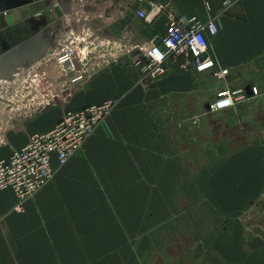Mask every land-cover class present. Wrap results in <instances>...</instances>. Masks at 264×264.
<instances>
[{
    "label": "crops",
    "instance_id": "obj_1",
    "mask_svg": "<svg viewBox=\"0 0 264 264\" xmlns=\"http://www.w3.org/2000/svg\"><path fill=\"white\" fill-rule=\"evenodd\" d=\"M58 1L65 16L67 7L61 1L68 0ZM91 1H101L103 9L104 3L114 8V15L122 17L123 24L116 32L125 30L131 42L138 36L141 44L165 34L169 14L215 18L219 32L210 39V54L220 67L230 70V75L219 81L210 72L197 73L188 59L178 57L172 59L167 74L156 81L130 73L102 75L99 70L95 77L72 85L64 109L115 101L108 129L99 127L67 165L57 170L54 179L25 203L23 212L14 210L13 191L0 190V264H137L138 247L142 243L143 252L150 253L153 241H159L160 247L166 243L159 253L164 264H180L179 259L184 264L183 257L188 254L194 259L192 264H264V217L250 221L237 217L238 211L264 190L263 180L253 179L260 178L257 173L246 177L251 181L220 186L211 192L204 216L192 211V216L183 217L192 203L184 201L186 186L189 178L199 173L193 164L198 160L194 159L195 149L210 148L226 122L215 124L206 115L212 112L209 104L216 93L246 85L259 90L257 95L251 94L249 102L264 96V0H235L226 7L223 0H210L211 13L203 0H156L166 5V11L152 23L136 16L135 0H86ZM91 7L98 12L97 4ZM56 16L49 13V23L56 21ZM14 18L15 22L0 25L3 38V30L15 35L20 32ZM136 22L142 24L139 30L132 26ZM49 25L28 32L26 48L19 35L5 46L0 42L1 76L23 65L25 54L34 52L35 62L44 59L49 50L57 54L61 49L59 43L55 45L57 32L75 35L78 30ZM93 30L98 36L107 32L104 26ZM245 104L218 112L230 116V130L233 123L229 120L236 110L252 109ZM167 105L171 107L169 113ZM59 120L27 134L20 124L10 127V143L0 145V160L26 145L29 135L46 131ZM237 144L240 148L242 142ZM246 154L239 151L234 157L241 160ZM228 156L231 162L237 160L233 151ZM228 170L224 174L232 182L237 176L232 168ZM238 175L245 179L242 173ZM168 242L174 245L169 250ZM189 242L190 250H184V243ZM200 243L207 244L203 252Z\"/></svg>",
    "mask_w": 264,
    "mask_h": 264
},
{
    "label": "rangeland",
    "instance_id": "obj_2",
    "mask_svg": "<svg viewBox=\"0 0 264 264\" xmlns=\"http://www.w3.org/2000/svg\"><path fill=\"white\" fill-rule=\"evenodd\" d=\"M61 2L67 7L65 16H62V19L57 18L56 21L46 25L51 26L48 24H53V26L58 25L61 28L63 26L78 28L75 35L60 34V31H58L55 35V45L57 47L59 43L61 47L58 53L71 54L72 51L76 50L80 55L78 56L77 65L79 68H86L85 71L87 70V72L76 74L73 68L63 64L62 58L58 57V53L54 55V52L49 50L44 59L39 62H35L37 56L34 52L30 55L25 54L23 65L15 67L11 70V73L5 74L4 77L0 74V138L2 137L0 145L9 141V139L7 140L8 132L15 124H20L22 131L27 134L28 132L42 130L45 124L56 118H61L67 110L64 109V106L68 102L66 96L69 89H72V85L77 86L82 83L85 77V79L91 76L95 77L99 70H101L102 75L103 72L111 73V75L130 73L142 78L133 61L139 54L144 53L151 43L141 44L140 41L142 40L138 36L132 40L136 43H132L124 34L125 30L119 33L116 32L115 29L119 26L122 27L123 24L121 23L122 17L120 16L121 18L118 19L114 15V8H110L108 3H104L103 9L100 4L101 1H91L89 3L86 0H68L67 2ZM57 3H60V1L0 0V25H8L6 16L12 14L15 15L17 20L14 26H17L18 31H20L15 35L11 33V30H3L6 38L0 36V42H3V46H5L6 43L14 42L21 36L23 37L22 43L26 48L27 43L25 41H29L27 38L28 32L35 33V14L38 12L54 13ZM95 4L98 8L97 13L94 11L96 7H91ZM141 25V23L136 22L132 26L139 30ZM96 26H104L107 31L105 35L98 36L95 34L93 27ZM18 35L19 37H17ZM127 41L131 45H135L134 48L127 45ZM80 74L84 75L83 79L74 81V78ZM246 102L247 104L243 106H249L252 109H244L241 113V110H236L234 118L229 120L233 123L231 130L227 124V119L230 116L223 117L218 112H207L206 115L210 117V122L213 121L215 124L223 120H226V122L224 123V129H221L219 134H215V143L210 148L195 149L194 159L198 158V160H194L193 164L199 167V173L196 178H189L190 181L186 186L185 192L187 194L184 196V201H192V203L188 206L190 208H185L184 218L192 216V211L195 214L200 213L201 217L204 216L203 214H207V203L212 198L211 192H214L215 189L218 190L220 186L239 185L238 182L244 183L243 180L251 181V178L246 177H252L256 173L260 178L254 177L253 179L255 181L262 179L264 182V96ZM166 109L169 113L171 107L167 105ZM199 116L202 118L204 114L202 113ZM213 132L215 131L213 130ZM203 133H200V135L202 136ZM240 141L242 145L239 148L237 142ZM231 143L235 145L231 146ZM232 151L233 158L237 160L231 162L228 154ZM239 151H242V154L247 153L241 160L234 157ZM188 164L190 169L192 162ZM230 168L237 176L235 179L232 178V182L224 174L225 171L229 172L228 169ZM239 173H242L245 179L239 177ZM184 182L186 185L185 179ZM214 196H218V194ZM263 204L264 190L256 200H252L249 205L247 204V208L238 211L239 215L237 217L244 220L264 217V210L261 211L260 209L264 207ZM155 230L158 233V227ZM156 237L159 238V236ZM167 244L168 250L172 248L171 246H174L171 245V242ZM165 245L166 243H162L160 247L159 241H153L151 252L147 253V251L143 252V244L141 243L137 251V264H164L159 260V253H161L160 250L165 248ZM206 245V243H200V252L205 250L202 248ZM184 246V250L188 248L190 250L191 243H184ZM171 260L175 261V259ZM193 260L191 254L183 257L184 264H192ZM178 262L182 264L181 259Z\"/></svg>",
    "mask_w": 264,
    "mask_h": 264
},
{
    "label": "built area",
    "instance_id": "obj_3",
    "mask_svg": "<svg viewBox=\"0 0 264 264\" xmlns=\"http://www.w3.org/2000/svg\"><path fill=\"white\" fill-rule=\"evenodd\" d=\"M235 0H223L229 6ZM208 13L212 12L210 0H203ZM166 11V5L156 0H135L136 16L147 23L154 22ZM164 35L152 42L144 53L134 58L133 64L142 78L156 81L165 76L172 59L185 57L197 73L210 72L219 81H225L230 70L220 67L210 54V39L218 34L219 25L215 18L207 20L196 16L169 14ZM78 52L58 53L64 65L77 73ZM57 57V59H59ZM77 75L74 81L82 80ZM256 86L226 87L216 93L209 107L212 112L230 109L257 95ZM115 108V101L108 99L102 103L88 104L76 110H67L50 129L35 132L29 136L26 145L11 152L0 160V190L13 191L16 198L14 210L23 212L25 203L50 183L58 169L84 146L85 142L99 127H107Z\"/></svg>",
    "mask_w": 264,
    "mask_h": 264
},
{
    "label": "flooded vegetation",
    "instance_id": "obj_4",
    "mask_svg": "<svg viewBox=\"0 0 264 264\" xmlns=\"http://www.w3.org/2000/svg\"><path fill=\"white\" fill-rule=\"evenodd\" d=\"M61 12L62 14L61 15H58L57 12L55 11L54 9V13H51V14H54V17L57 15L58 18L62 17L63 15V11L61 9ZM12 15V14H11ZM14 16V15H13ZM56 16V17H57ZM15 19V18H14ZM49 17H48V13L46 12H38L35 14V27L37 26H47L46 24L49 23ZM8 23V22H7ZM9 25V23H8ZM49 25V24H48Z\"/></svg>",
    "mask_w": 264,
    "mask_h": 264
},
{
    "label": "water",
    "instance_id": "obj_5",
    "mask_svg": "<svg viewBox=\"0 0 264 264\" xmlns=\"http://www.w3.org/2000/svg\"><path fill=\"white\" fill-rule=\"evenodd\" d=\"M54 9H55V11L57 12L58 15H61V14H62V12H61V8H60L59 5H56ZM6 19H7V22H8L9 24L15 22V19H14V16H13V15H9V16H7ZM74 63H75V65L78 64V62H77L76 59H75ZM77 69H80L78 65H77Z\"/></svg>",
    "mask_w": 264,
    "mask_h": 264
},
{
    "label": "bare ground",
    "instance_id": "obj_6",
    "mask_svg": "<svg viewBox=\"0 0 264 264\" xmlns=\"http://www.w3.org/2000/svg\"><path fill=\"white\" fill-rule=\"evenodd\" d=\"M100 103V102H99ZM94 104V103H93Z\"/></svg>",
    "mask_w": 264,
    "mask_h": 264
}]
</instances>
